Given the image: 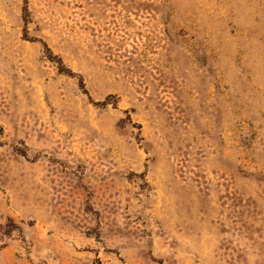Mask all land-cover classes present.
Listing matches in <instances>:
<instances>
[{
  "label": "rangeland",
  "instance_id": "obj_1",
  "mask_svg": "<svg viewBox=\"0 0 264 264\" xmlns=\"http://www.w3.org/2000/svg\"><path fill=\"white\" fill-rule=\"evenodd\" d=\"M0 264H264V0H0Z\"/></svg>",
  "mask_w": 264,
  "mask_h": 264
}]
</instances>
